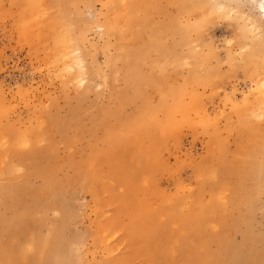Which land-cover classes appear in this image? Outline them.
I'll list each match as a JSON object with an SVG mask.
<instances>
[{"label": "rangeland", "instance_id": "374dc122", "mask_svg": "<svg viewBox=\"0 0 264 264\" xmlns=\"http://www.w3.org/2000/svg\"><path fill=\"white\" fill-rule=\"evenodd\" d=\"M0 194V264H226L245 236L264 252L256 0H0Z\"/></svg>", "mask_w": 264, "mask_h": 264}, {"label": "bare ground", "instance_id": "6f19581e", "mask_svg": "<svg viewBox=\"0 0 264 264\" xmlns=\"http://www.w3.org/2000/svg\"><path fill=\"white\" fill-rule=\"evenodd\" d=\"M61 1H62V0H61ZM121 1H122V0H121ZM123 1H124V0H123ZM127 1H128V0H127ZM254 1H255V0H254ZM11 3H12V2H11ZM38 3H39V2H38ZM38 3H37V4H38ZM113 3H114V1H113ZM215 3H216V2H215ZM256 3H257V5L260 7V9H262L263 12H264V8L261 7V5L264 4V3H263V0H256ZM12 4H13V3H12ZM19 4H20V2H19ZM19 4H18V5H19ZM31 4H33V3H31ZM63 4H64V3H63ZM218 4H219V3H218ZM221 4H222V3H221ZM221 4H220V5H221ZM27 5H28V4H27ZM213 5H214V4H213ZM220 5H219V7H220ZM30 6H32V5H30ZM35 6H36V4L33 6V8L39 9V8H37V6H36V7H35ZM217 6H218V5H217ZM221 6H222V5H221ZM27 7H28V6H27ZM40 7H41V6H40ZM62 7H63V5H61V6L59 7V9L62 8ZM16 8H17V7H16ZM21 8H22V7H21ZM63 8H64V7H63ZM222 8H224V6H223ZM26 9H28V8L25 7L24 10H23V9L20 10V9L18 8L19 11H24V12L26 11ZM31 9H32V8H31ZM111 9H113V8H111ZM120 9H121V8H120ZM217 9H219V8H217ZM220 9H221V8H220ZM32 10H33V9H32ZM127 10H128V9H127ZM19 11L16 12V13H17V14H18V13H21V15H24L25 13H26V14L28 13V14L30 15V19H31L32 17L34 18V17L36 16V19L34 18L35 20H34V19H31V21L28 22L29 19L27 20V18H29V17L25 14V16H27V18L25 17L26 19L24 18L25 20H27V23L25 24L26 21L22 18L23 16L21 17V15L18 14V16L20 15V16H19L20 19H19V17L16 15V17H18V18H17V21H19V23H24V24H21V25H20V28L22 27V25H23V27H25V26L27 27V29H26V28H22L23 30L25 29L26 31L28 30L27 32H29V29H31V28H33V27H34V28H35V27H37V28H45V29L47 28L46 21H44V20H46V19H44V17L42 18L40 15H37V14H36V15L34 14L35 16H33V15L30 14L31 11H26L25 13L23 12V14H22V12H19ZM39 11H41V9H40ZM60 11H61V9H60ZM62 11H63V9H62ZM62 11H61V12H62ZM29 12H30V13H29ZM42 12H43V11H42ZM113 12H115V11H113ZM14 13H15V12H14ZM36 13H38V12H36ZM130 13H131V12H130ZM127 14H129V13H127ZM31 16H32V17H31ZM37 16H40L43 20L40 19V17H38L39 20H42V21H41V22H40V21H39V22H36V21H38ZM42 16H43V15H42ZM117 16H118V17H125L126 15H125V14H122V15H117ZM61 17H62V16H61ZM61 17H59V18H61ZM127 17H128V16H127ZM14 18H15V17H14ZM129 18H130V15H129ZM18 19H19V20H18ZM21 19L24 20V21H21ZM127 19H128V18H127ZM14 20H15V19H14ZM17 21H16V22H17ZM32 21H33V22H32ZM50 21H51V19H50ZM31 22H32V23H31ZM35 22H36V23H35ZM43 22H44L45 24H44ZM52 22H53V21H52ZM120 22H121V21H120ZM29 23H31V25L35 23V26L32 25V26H33V27H32V26H30ZM37 23H38V25H36ZM39 23H40V24H39ZM41 23H43L44 25H42ZM50 23H51V22H50ZM132 23H133V22H132ZM27 24H29L30 27H29ZM45 25H46V26H45ZM61 25H62V29H59V30L57 31V33L55 34L54 38H55V44L57 45L56 48L58 47L57 50H59L60 47H61L62 49H64V52H62V53H63V55L65 56V53H66V50H65V49L67 48V41H68V39H67V33H68V32L66 33L65 30H67V29L64 28L63 24H61ZM38 26H39V27H38ZM40 26H43V27H40ZM44 26H45V27H44ZM105 26H106V31H108V32H113V33H117V32L119 33V31H117V29H118L119 27H118L117 24H116V20H114V19H107V20H106V23H105ZM134 26L136 27L135 24H134ZM48 27L50 28V26H48ZM52 27H53V26H52ZM52 27H51V29H52ZM37 28H35L36 35L34 34L35 31L32 30V29H31V32H30L29 34L32 35V38H33L34 36L36 37V36H37V33H38V36H39V37L42 36L41 38L44 39V34H45L46 32H45L44 30H42V29H37ZM53 28H54V27H53ZM36 29H37V30H36ZM51 29H50V31H51ZM39 30H42V32H45V33H44V34H43V33H40ZM38 31H39V32H38ZM48 31H49V30H48ZM25 33H26V32H25ZM49 33H50V32H49ZM49 33H48V35H49ZM33 34H34V35H33ZM39 34H41V36H40ZM42 34H43V35H42ZM46 34H47V33H46ZM104 34H105V33H104ZM119 35H120V33H119ZM46 36H47V35H46ZM80 36H81V35H80ZM82 36H83V35H82ZM39 37H38V38H39ZM78 37H79V35H78ZM30 38H31V37H30ZM32 38H31V39H32ZM41 38H40V39H41ZM46 38H47V37H46ZM48 38H49V36H48ZM48 38H47V40H48ZM66 39H67V40H66ZM109 39H110V38H109ZM124 39H125V38H124ZM44 41H46V40L44 39L42 43H44ZM123 41H124V40H123ZM118 42H119V41H118ZM118 42H117V43H118ZM120 42H121V41H120ZM39 43H41V42H39ZM46 43H47V42H46ZM121 43H122V42H121ZM184 43H185V42H184ZM186 43H187V42H186ZM33 45H34V44H33ZM35 45H37V44H35ZM35 47H37V46H35ZM40 47H41V46H40ZM47 47H48V46H46V48H47ZM31 48H32V47H31ZM42 48H43V47H42ZM46 48H45V49H46ZM49 48H50V47H49ZM54 48H55V47H54ZM54 48H53V49H54ZM131 48H132V47H131ZM32 49H33V48H32ZM39 49H40V48H39ZM43 49H44V48H43ZM47 50H48V49H46V54H48L47 52L49 51V50H48V51H47ZM51 50H52V49H51ZM126 50H127V49H125V51H126ZM44 51H45V50H44ZM53 51H54V50H52V52H53ZM61 51H63V50H61ZM67 51H68V50H67ZM49 52H50V51H49ZM68 52H69V51H68ZM42 53H43V52H42ZM117 53H118V52H116V54H117ZM44 54H45V53H44ZM44 54H43V55H44ZM51 54H52V53H51ZM51 54H50V55H51ZM119 54H122V52L119 53ZM82 55H83V54H82ZM77 56H78V55H77ZM124 56L126 57L127 54L124 55ZM56 57H57V56H56ZM56 57H55V61H56V59L58 58V57H57V58H56ZM69 58H70V57H69ZM62 59H63V58H62ZM109 59H110V58H109ZM109 59H108V60H109ZM111 59L113 60V58H111ZM138 60H139V59H138ZM65 61H66V60H65ZM67 61H68V60H67ZM118 61H119V60H118ZM76 62H77V61H76ZM109 64H110V63H109ZM93 65H94V64H93ZM96 67H97V66H96ZM108 68H109V67H108ZM89 69H90V68H89ZM91 70H92V69H91ZM94 70L97 71V69H94ZM100 71H101V70H100ZM105 73H106V72H105ZM108 73H109V72H108ZM96 74H99V73H96ZM109 75H110V74H109ZM94 84H95V83H94ZM94 84H93V85H94ZM88 89H89V88H88ZM71 108H72V107H71ZM75 112H76V111H75ZM78 115H79V114H78ZM54 116H55V115H54ZM57 116H58V115H57ZM74 117H75V115H74ZM76 117H77V116H76ZM104 117H105V116H104ZM41 118H42V117H41ZM103 120H104V119H103ZM49 121H50V120H49ZM71 123H72V122H71ZM78 125H79V124H78ZM110 132H111V131H110ZM111 133H112V132H111ZM138 135H139V134H138ZM115 136H117V135H115ZM119 137H120V136H119ZM109 138H110V137H109ZM109 138H108V140H110ZM115 138H116V137H115ZM137 139H138V137H137ZM120 140H122V139H120ZM64 141H65V140H64ZM115 141H116V140H115ZM112 142H113V141H112ZM27 144H28V143H27ZM110 144H111V143H110ZM111 145H112V144H111ZM114 145H115V144H114ZM116 145H117V143H116ZM113 147H115V146H113ZM116 147H117V146H116ZM36 148H37V147H36ZM30 150H31V149H30ZM34 152H35V151H34ZM118 155H119V154H118ZM31 157H32V156H31ZM46 157H47V155H46ZM49 157H50V156H49ZM51 157H52V156H51ZM102 158H103V157H102ZM33 159H34V158H33ZM47 159H48V158H47ZM56 159H57V158H56ZM99 159H101V158H99ZM49 160H50V159H49ZM102 161H103V160H102ZM38 162H39V161H38ZM87 162H88V161H87ZM90 162H91V161H90ZM95 162H96V161H95ZM95 162H93V163H95ZM100 163H101V162H100ZM30 164H31V163H30ZM58 164H59V163H58ZM36 166H37V165H36ZM75 166H76V165H75ZM97 166H98V165H97ZM97 166H95V167H97ZM90 168H91V167H90ZM7 169H8V168H7ZM10 169H11V168H10ZM33 169H34V168H33ZM33 169H32V170H33ZM69 169H70V168H69ZM36 170H37V169H36ZM89 170H90V169H89ZM97 170H98V169H97ZM114 170H115V169H114ZM38 171H39V170H38ZM53 172H54V171H53ZM10 174H11V173H10ZM41 174H42V173H41ZM41 174H40V175H41ZM88 174H89V173H88ZM88 174H87V175H88ZM7 175H8V174H7ZM123 175H124V174H123ZM11 176H12V175H11ZM92 176H93V175H92ZM46 177H48V176H46ZM95 178H96V177H95ZM18 179H20V178H18ZM128 180H129V178H128ZM258 180H260V179H258ZM14 181H15V180H14ZM62 181H63V180H62ZM68 181H69V179H68ZM9 182H10V181H9ZM24 182H25V181H24ZM24 182H23V183H24ZM40 182H41V181H40ZM64 182H65V181H64ZM64 182H61V183H64ZM66 182H67V180H66ZM97 182H98V181H97ZM118 182H119V181H118ZM3 183H4V182H3ZM25 183H26V182H25ZM255 183H256V180H255ZM1 184H2V183H1ZM26 184H27V183H26ZM253 184H254V183H253ZM256 184H258V182H257ZM72 185H73V184H72ZM43 186H44V185H43ZM61 186H62V185H61ZM64 186H67V184L65 183ZM79 186H80V185H79ZM56 187H57V186H56ZM56 187H55V188H56ZM62 187H63V186H62ZM254 187H255V185H254ZM257 187H258V185H257ZM11 188H13V187H11ZM45 188H49V187H46V186H45ZM57 188H58V187H57ZM64 188H67V189H68L69 187H64ZM64 188H63V189H64ZM74 188H75V187H74ZM49 189H50V188H49ZM52 189H53V187H52ZM58 189H59V188H58ZM61 189H62V188H61ZM67 189H66V190H67ZM70 189H71V188H70ZM6 190H7V189H6ZM80 190H81V189H80ZM86 190H87V189H86ZM12 191H13V190H12ZM34 191H35V190H34ZM53 191H54V190H53ZM64 191H65V190H64ZM5 192H6V191H5ZM49 192H50V191H49ZM62 192H63V191H62ZM62 192H61V193H62ZM66 192H67V191H66ZM68 192H69V190H68ZM70 192H71V191H70ZM259 192H260V191H259ZM6 193H7V192H6ZM12 193H13V192H12ZM42 193H43V192H42ZM52 193H53V192H52ZM58 193H59V192H58ZM257 193H258V192H257ZM64 194H65V192H64ZM64 194H63V195H64ZM66 194H67V193H66ZM0 195H1V194H0ZM4 195H5V194H4ZM7 195H8V194H7ZM47 195H48V194H47ZM59 195H60V193H59ZM69 196H70V195H69ZM58 197H59V196H58ZM62 197H64V196H62ZM59 198H60V197H59ZM43 199H44V198H43ZM55 199H56V198H55ZM57 199H58V198H57ZM64 199H65V197H64ZM59 200H60V199H59ZM59 200H58V202H59ZM61 200H62V199H61ZM45 201H46V200H45ZM64 201H66V200H64ZM58 202H56V203H58ZM68 202H69V201H68ZM46 203H47V202H46ZM48 203H49V202H48ZM66 203H67V202H66ZM162 203H163V202H162ZM59 204H60V203H59ZM51 205H53V204H51ZM57 205H58V204H57ZM57 205H56V207H58ZM167 205H168V204H167ZM44 206H45V205H44ZM44 206H42V207H44ZM164 206H165V205H164ZM49 207H50V205H49ZM54 207H55V206H54ZM58 208H59V207H58ZM165 208H166V207H165ZM65 209H66V207H65ZM70 212H71V211H70ZM61 213H62V212H61ZM41 215H42V214H41ZM60 215H61V214H60ZM60 215H59V216H60ZM62 215H63V214H62ZM70 216H71V214H70ZM177 216H178V215H177ZM62 218H63V217H62ZM58 220H59V219H58ZM58 220H57V221H58ZM57 223H58V222H57ZM48 226H49V225H48ZM52 226H53V227H51V228H52V231H55L57 225H55V226H56L55 229H53V228H54V225H52ZM49 227H50V226H49ZM165 228H166V227H165ZM62 229H63L62 231H64V228H62ZM65 229H66V227H65ZM48 230H49V229H48ZM49 231H51V230H49ZM48 233H49V232H48ZM51 233L54 234V232H51ZM55 233H56V232H55ZM58 233H60V232H58ZM62 233H63V232H62ZM244 233H245V232H244ZM253 233H254V232H253ZM53 234H52V235H53ZM245 234H246V233H245ZM251 234H252V233H251ZM58 235H63V234H58ZM252 235H253V234H252ZM258 235H259V234H258ZM64 236H65V235H64ZM53 237H54V235H53ZM60 237H61V236H60ZM60 237H59V240H60L61 243H62V239H61ZM242 237H244V236H242ZM246 237H248V236H245V238H246ZM256 237H257V236H256ZM258 237H259V236H258ZM258 237H257V238H258ZM48 238H49V237H48ZM48 238H47V240H48ZM51 238H52V237H51ZM62 238H63V237H62ZM245 238H244V239H245ZM65 239H66V238H65ZM226 239H228V238H226ZM230 239H231V238H230ZM241 239H242V238H241ZM244 239L242 240L243 243H244V241H246V240H244ZM246 239H247V238H246ZM253 239H254V240L251 241V243L257 241V239H256V240H255V238H253ZM260 239H261V238H259L257 242H259ZM54 240H55V239H54ZM249 240H252V239H249ZM249 240H248V242H250ZM63 241H64V240H63ZM185 241H186V240H185ZM188 241H189V240H188ZM222 241H223V240H221V242H222ZM225 241H226V240H224L223 242H225ZM52 242H54V241H52ZM56 242H57V241H56ZM219 242H220V241H219ZM240 242H241V241H239V244H238L239 247L236 246L237 248H236L233 252L231 251L229 254H228V252H227V249H228L229 244H228V246H227V243H224V244L222 245V249H221L222 254H223L224 256L226 255V253L228 254V255H227V259H226V260H227V261H226V264H233V263H234V264H235V263H236V264H241V263H244V262H246V261H248V260H252V259H253V261H255L256 259H258V258H260L261 256L264 255L263 248H262L261 252H259V253L255 250V249H257V247H256L255 249H253V247H255V246H253V245H255L256 243H255V244L253 243V245H252V249H253V250H251V249H248V247L251 248L250 245H249L248 247L244 245V246L247 247V248H245V247H241V246H240ZM47 243H48V242H47ZM54 243H55V242H54ZM58 243H59V242H58ZM162 243H163V242H162ZM187 243H189V242H187ZM228 243H229V241H228ZM231 243L233 244V242H231ZM241 243H242V242H241ZM243 243H242V244H243ZM246 243H247V242H246ZM62 244H65V243H62ZM219 244H220V243H219ZM257 244H258V243H257ZM48 245H49V243H48ZM233 245H234V244H233ZM235 245H236V244H235ZM51 246H53V244H52ZM162 246H163V245H162ZM173 246H174V245H173ZM175 246H176V245H175ZM185 246H186V244H185ZM220 246H221V245H220ZM258 246H259V245H258ZM46 247H47V246H46ZM57 247H58V246H57ZM59 247H60V246H59ZM62 247H63V246H62ZM163 247H164V246H163ZM165 247H166V246H165ZM165 247H164V248H165ZM177 247H178V246H177ZM263 247H264V246H263ZM48 248H49V247H48ZM52 248H53V247H52ZM63 248H64V247H63ZM219 248H221V247H219ZM219 248H218V249H219ZM229 248H230V247H229ZM233 248H234V247H233ZM259 248H261V247H259ZM45 249H47V248H45ZM54 249H55V248H54ZM215 249H216V248H215ZM57 250H58V249H57ZM173 250H174V249H173ZM216 250H217V249H216ZM64 251H65V250H64ZM213 251H214V250H213ZM228 251H230V249H229ZM194 252H195V250H193V253H194ZM206 252H207V251H206ZM47 253H48V252H47ZM77 253H78V252H77ZM195 253H196V252H195ZM195 253H194V254H195ZM219 253H220V252H219ZM42 254H43V252H42ZM198 254H199V252L197 251V255H198ZM216 254H217V253H215V255H216ZM46 255H47V254H46ZM60 255H61V254H60ZM64 255H66V254H64ZM191 255H192V254H191ZM42 256H43V255H42ZM51 256H52V255H51ZM56 256H57V255H56ZM76 256H77V255H76ZM172 256H173V255H172ZM199 256H202V253H201V255H200V254L198 255V258H197L198 260L200 259ZM207 256H208V255H206V257H207ZM212 256H213V255H212ZM217 256H218V254H217ZM217 256H216L215 258H216V259L218 258L219 261H220V258H221V257L219 258V257H217ZM44 257H45V256H44ZM63 257H64V256H63ZM167 257H168V255H167ZM167 257H166V258H167ZM209 257H210V256H209ZM45 258H46V257H45ZM194 258H195V256H194L192 259H194ZM62 259H63V258H62ZM197 259H194L195 262L198 261ZM202 259H203V258H202ZM221 259H222V260L224 259L223 256H222ZM262 259H263L262 262H264V258H262ZM58 260H59V259H58ZM189 260H190V259H189ZM209 260H210V259H209ZM213 260H214V259H213ZM213 260H212V261H213ZM224 260H225V259H224ZM260 260H261V258H260ZM47 261H48V259H47ZM69 261H70V260H69ZM206 261H207V260H206ZM253 261H251L252 264H255V263H253ZM42 262H43V261H42ZM63 262H66V261H63ZM190 262L193 263V261H190ZM195 262H194V263H195ZM210 262H211V260H210ZM210 262L208 261V262H206V263H210ZM251 262H250V263H251ZM262 262H261V263H262ZM192 263H191V264H192ZM204 263H205V261L203 262V264H204ZM211 263H212V262H211ZM211 263H210V264H211ZM217 263H219V262H217ZM41 264H42V263H41ZM59 264H60V263H59ZM62 264H64V263H62ZM66 264H67V263H66ZM195 264H196V263H195ZM221 264H223V263H221ZM224 264H225V263H224ZM244 264H245V263H244ZM247 264H248V263H247ZM259 264H260V263H259Z\"/></svg>", "mask_w": 264, "mask_h": 264}, {"label": "snow or ice", "instance_id": "6c2138e0", "mask_svg": "<svg viewBox=\"0 0 264 264\" xmlns=\"http://www.w3.org/2000/svg\"><path fill=\"white\" fill-rule=\"evenodd\" d=\"M261 7L264 8V4H262Z\"/></svg>", "mask_w": 264, "mask_h": 264}]
</instances>
